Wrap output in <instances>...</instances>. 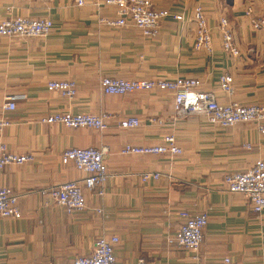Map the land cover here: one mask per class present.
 I'll use <instances>...</instances> for the list:
<instances>
[{
  "label": "crops",
  "instance_id": "obj_1",
  "mask_svg": "<svg viewBox=\"0 0 264 264\" xmlns=\"http://www.w3.org/2000/svg\"><path fill=\"white\" fill-rule=\"evenodd\" d=\"M158 8L183 15L162 21L160 33L148 37L132 24L109 27L100 16L117 17L102 0H53L24 3L0 0V20L9 16L50 17L46 37L0 36V118L11 124L0 133L8 149L29 153L34 160L9 164L2 181L19 196L21 218L0 216V264L70 262L89 255L99 237L116 235L122 264H264V212L254 213L250 200L226 189L224 176L249 169L264 160V133L254 123L230 127L211 124L202 116L174 117V93L137 91L106 94L104 76L126 79L196 77L202 89L212 90L221 102L264 104V30H254L246 15L259 0H153ZM96 3L100 5L97 6ZM202 5L212 30L215 51L193 48L196 25L193 10ZM227 18L240 50L238 56L222 47L218 29ZM223 74L234 78L235 93L221 90ZM49 80H74V98L47 89ZM25 95L14 111L3 108L8 95ZM113 112L118 120L136 116L138 128L124 129L114 121L104 131L73 128L41 121L48 114ZM163 118L162 125L150 118ZM174 134L180 155L122 154L125 144L162 143ZM108 147L110 176L104 194L85 189V209L67 213L42 194V189L83 180L74 162L64 163L70 147ZM250 146V147H248ZM161 174L144 182L143 172ZM98 208L102 211L98 212ZM181 210L207 212L209 221L198 258L169 242L183 220ZM228 260V262L226 261Z\"/></svg>",
  "mask_w": 264,
  "mask_h": 264
},
{
  "label": "built area",
  "instance_id": "obj_2",
  "mask_svg": "<svg viewBox=\"0 0 264 264\" xmlns=\"http://www.w3.org/2000/svg\"><path fill=\"white\" fill-rule=\"evenodd\" d=\"M24 3L43 2L51 3L53 0H19ZM263 12L255 14L254 4L247 7L246 15L254 30H264V0ZM82 6L85 0H76ZM102 4L114 7L116 18L100 16L99 20L109 27H119L132 24L143 35L156 37L160 33L162 21L173 17L182 20L183 15L173 14L169 9L158 8L153 0H102ZM99 6V3H96ZM193 22L196 25L193 48L196 51H206L213 54L215 51L212 30L209 25L205 10L202 5L194 7ZM54 28V22L50 17L9 16L0 20V36L22 37H46ZM218 29L221 34L222 47L226 52L234 56L240 54L235 42V36L227 18H221ZM202 80L196 77L153 78V79H126L114 76H104L100 84L106 94L115 92L131 93L137 91H171L174 93V117L184 118L189 115L202 116L211 124L222 127H230L239 123H254L258 130L264 133V104H242L238 101L221 102L217 94L212 90L202 89ZM222 91L232 96L235 93L234 78L230 74H223L219 79ZM47 89L58 91L63 96L74 98L78 87L74 80H49ZM25 95H8L3 108L6 111H14L17 101ZM124 129L138 128L141 120L136 116H130L118 120L113 112L101 113H73L70 111L48 114L41 119L48 124L60 123L68 127L81 128L93 127L98 130H107L114 121ZM150 122L158 125L165 123L163 118L152 117ZM11 124L9 117L0 118V133ZM250 147V146H248ZM108 147H70L62 152L64 163L74 162L76 167L86 175L83 180L63 182L59 185L42 189V194L51 201L65 208L67 213H73L86 208L87 197L85 189L96 191L103 195L104 186L110 173L105 157ZM122 154L150 155L171 154L180 155L183 149L178 145L174 134L163 137V141L157 145L140 146L125 144ZM34 160L29 153H15L8 149L7 145L0 141V216L8 218H21L19 196L2 181V172L9 164H24ZM161 177L157 172H143L141 179L146 182L158 180ZM226 189L231 193H239L246 196L251 203L255 214L264 212V160L258 159L247 170L229 172L224 176ZM102 210L98 208V212ZM183 220L176 233L168 240L192 253L198 258L204 238V229L209 221L207 212L193 213L188 210L179 212ZM120 238L116 235L99 237L95 240L94 248L89 255H78L70 262H49L48 264H122L118 261L115 248ZM228 262V260H226ZM137 264H146L140 259Z\"/></svg>",
  "mask_w": 264,
  "mask_h": 264
}]
</instances>
